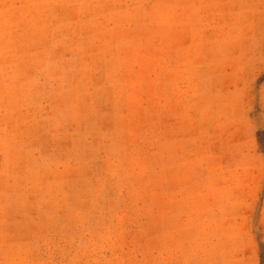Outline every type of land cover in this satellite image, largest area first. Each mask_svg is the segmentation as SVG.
Returning a JSON list of instances; mask_svg holds the SVG:
<instances>
[{
	"label": "rangeland",
	"instance_id": "1",
	"mask_svg": "<svg viewBox=\"0 0 264 264\" xmlns=\"http://www.w3.org/2000/svg\"><path fill=\"white\" fill-rule=\"evenodd\" d=\"M0 264H264V0H0Z\"/></svg>",
	"mask_w": 264,
	"mask_h": 264
},
{
	"label": "trees",
	"instance_id": "2",
	"mask_svg": "<svg viewBox=\"0 0 264 264\" xmlns=\"http://www.w3.org/2000/svg\"><path fill=\"white\" fill-rule=\"evenodd\" d=\"M259 136H260V134H259Z\"/></svg>",
	"mask_w": 264,
	"mask_h": 264
}]
</instances>
